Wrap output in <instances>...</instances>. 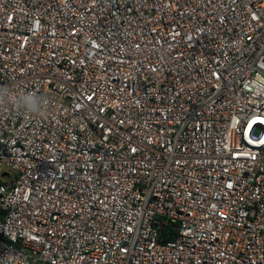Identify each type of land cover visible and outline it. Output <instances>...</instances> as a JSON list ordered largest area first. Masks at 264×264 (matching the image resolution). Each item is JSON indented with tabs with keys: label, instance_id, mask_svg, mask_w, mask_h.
Wrapping results in <instances>:
<instances>
[{
	"label": "built area",
	"instance_id": "obj_1",
	"mask_svg": "<svg viewBox=\"0 0 264 264\" xmlns=\"http://www.w3.org/2000/svg\"><path fill=\"white\" fill-rule=\"evenodd\" d=\"M0 264H264V0H0Z\"/></svg>",
	"mask_w": 264,
	"mask_h": 264
},
{
	"label": "clouds",
	"instance_id": "obj_2",
	"mask_svg": "<svg viewBox=\"0 0 264 264\" xmlns=\"http://www.w3.org/2000/svg\"><path fill=\"white\" fill-rule=\"evenodd\" d=\"M49 98L36 92H16L10 88H0V105L9 106L25 117H38L47 111ZM13 264H22L13 261Z\"/></svg>",
	"mask_w": 264,
	"mask_h": 264
},
{
	"label": "trees",
	"instance_id": "obj_3",
	"mask_svg": "<svg viewBox=\"0 0 264 264\" xmlns=\"http://www.w3.org/2000/svg\"><path fill=\"white\" fill-rule=\"evenodd\" d=\"M3 213L0 211V217H2Z\"/></svg>",
	"mask_w": 264,
	"mask_h": 264
}]
</instances>
